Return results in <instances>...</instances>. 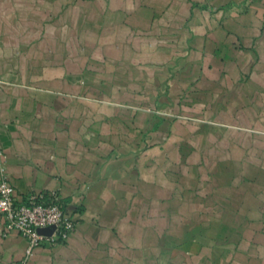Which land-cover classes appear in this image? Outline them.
Instances as JSON below:
<instances>
[{"label": "crops", "instance_id": "crops-1", "mask_svg": "<svg viewBox=\"0 0 264 264\" xmlns=\"http://www.w3.org/2000/svg\"><path fill=\"white\" fill-rule=\"evenodd\" d=\"M3 163L77 222L24 264H264V0H0Z\"/></svg>", "mask_w": 264, "mask_h": 264}, {"label": "built area", "instance_id": "built-area-1", "mask_svg": "<svg viewBox=\"0 0 264 264\" xmlns=\"http://www.w3.org/2000/svg\"><path fill=\"white\" fill-rule=\"evenodd\" d=\"M0 218L4 236L17 232L27 239L22 264L44 244L65 243L77 226L58 190L21 195L4 163L0 167Z\"/></svg>", "mask_w": 264, "mask_h": 264}]
</instances>
